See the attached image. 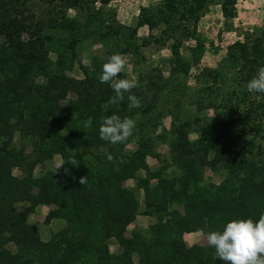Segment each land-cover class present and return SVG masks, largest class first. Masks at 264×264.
I'll list each match as a JSON object with an SVG mask.
<instances>
[{
  "label": "trees",
  "instance_id": "trees-1",
  "mask_svg": "<svg viewBox=\"0 0 264 264\" xmlns=\"http://www.w3.org/2000/svg\"><path fill=\"white\" fill-rule=\"evenodd\" d=\"M36 1L45 6L39 15ZM110 2L0 0V264H222L208 244L188 246L184 236H207L227 222L255 221L264 213V98L246 89L264 66V27L227 46L191 86L192 64L205 50L199 21L218 6L230 31L236 0H161L140 8L134 27L117 21ZM143 27L149 34L141 39ZM88 42L102 46L103 56L91 67L79 63L82 78H72L77 52ZM189 42L187 61L181 49ZM149 46L169 51L168 76L158 69L139 76L130 93L139 107H130L128 94L110 103L115 93L98 79L107 57H140ZM117 79L125 77L119 73ZM113 114L135 121L132 135L117 144L99 137L103 118ZM247 136L252 140L243 148L225 146ZM133 142L137 148L129 151ZM159 145L178 175H165L170 165ZM56 156L60 168L36 178L35 169ZM148 158L160 164L157 170ZM206 170L225 171L226 177L205 184ZM130 180L135 190L124 186ZM21 203L27 208L16 210ZM39 206L52 208L45 225L64 222L47 241L28 223ZM138 216L155 223L127 238ZM110 241L119 253L110 251Z\"/></svg>",
  "mask_w": 264,
  "mask_h": 264
},
{
  "label": "rangeland",
  "instance_id": "rangeland-1",
  "mask_svg": "<svg viewBox=\"0 0 264 264\" xmlns=\"http://www.w3.org/2000/svg\"><path fill=\"white\" fill-rule=\"evenodd\" d=\"M161 0H111L108 8L116 13L117 21L125 26L134 27L137 21L140 8H153L159 5ZM35 9L37 15L42 11H45V6L39 2H35ZM69 17H74L75 13L73 11L69 12ZM264 27V0H236V18L232 21V29L226 31L224 28V20L221 15L220 8L218 6L211 7L208 13L201 18L198 24V33L200 34L202 40L204 41L205 50L203 55L197 63V65L192 64L190 70V76L188 83L193 86L194 76L199 73L201 69L204 68H214L218 61L222 59L225 55V50L227 46L233 42L242 40V35L244 33H259ZM149 34L147 28L143 27L138 30L139 38H146ZM193 46V43H184L181 49V54L183 58L190 61L189 48ZM104 53L102 46H93L91 43L83 44L77 52V60L74 64L73 69L70 71L69 75L75 79H81L82 74L79 69V63L85 67H91L93 61H99ZM122 59L125 60V67L121 74L125 79H130L135 83L138 82V78L141 74H145L150 69H158L163 77H167L169 74V60L170 53L167 49H162L157 51L154 46H149L141 50L140 57H134L132 55H121ZM66 105V103H63ZM162 126L169 127V119L165 118L162 121ZM191 140L196 139V136L192 134L190 136ZM17 140V137L16 139ZM252 140L251 136L243 138L241 141H235L233 138L225 142L226 147H245ZM137 148L136 143L133 142L127 147L129 151H135ZM157 152L162 156V159L170 167L165 172L167 177H172L179 174V171L175 166H171L170 159L168 156L167 148L164 145L157 146ZM61 165V160L59 157H54L53 161L45 164L44 166H38L34 171V176L39 178L44 175L47 169L58 170ZM147 165L151 170H157L160 164L154 159L148 158ZM13 174L16 177H21L22 174L19 170H13ZM137 177L143 178L144 173L138 172ZM226 177V172L218 170L216 172L206 170L204 172L203 183L218 184ZM126 188L132 190L136 189L135 181H127L124 183ZM137 198L140 202V210L143 208V193L138 191ZM27 204H17L15 206L16 210L21 211L27 208ZM51 207H37L34 214H32L28 223L35 226L41 240L47 241L52 233H55L64 227V222L60 220H54L49 225L44 224L45 217L51 210ZM180 209V208H178ZM181 210V209H180ZM155 223L154 218L138 216L136 221L127 228L126 237L130 238L134 232H144L147 228ZM184 241L188 246L198 244L207 245L206 236L195 233L188 234L184 236ZM8 249L13 251V246L9 245ZM109 249L112 253L117 254L120 249L115 241L109 242Z\"/></svg>",
  "mask_w": 264,
  "mask_h": 264
},
{
  "label": "clouds",
  "instance_id": "clouds-1",
  "mask_svg": "<svg viewBox=\"0 0 264 264\" xmlns=\"http://www.w3.org/2000/svg\"><path fill=\"white\" fill-rule=\"evenodd\" d=\"M125 63L119 54L107 57L98 79L101 84L109 83L115 93L110 97V103L123 102L128 94L130 107H139L138 98L130 94L136 83L130 79H117ZM246 89L257 98H264V66L259 67L256 75L247 82ZM134 128L133 119H121L113 114L103 118L99 137L111 144L121 143L132 135ZM85 182L86 177L81 178L80 184ZM206 239L208 246L215 251V258L222 264H264V213L255 221L248 218L227 222L222 230L207 233Z\"/></svg>",
  "mask_w": 264,
  "mask_h": 264
}]
</instances>
